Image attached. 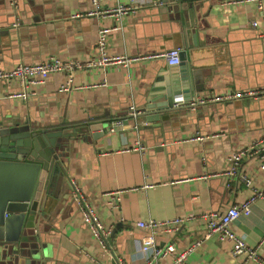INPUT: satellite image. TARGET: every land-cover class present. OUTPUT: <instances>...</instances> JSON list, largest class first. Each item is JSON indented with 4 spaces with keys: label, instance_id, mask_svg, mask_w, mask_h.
I'll return each instance as SVG.
<instances>
[{
    "label": "crops",
    "instance_id": "obj_1",
    "mask_svg": "<svg viewBox=\"0 0 264 264\" xmlns=\"http://www.w3.org/2000/svg\"><path fill=\"white\" fill-rule=\"evenodd\" d=\"M128 1L106 0V4ZM223 1L136 0L137 10L119 23L113 17H73L89 9L91 0H0V68L51 57L84 64L95 56L102 26H119L109 34L111 54L133 57L173 47L184 49L193 42L186 34L188 27L197 33L190 62L204 85L191 100L210 90L263 89L264 9L254 3L225 5ZM169 66L165 58L153 57L107 70L77 67L75 84H106L60 92L66 76L53 73L27 101L9 96L20 89L18 81L0 80V121L60 127L108 122L100 130L88 129L66 151V190L44 230L45 264H121L120 259L126 264H144L139 250L148 232L138 222L189 214L198 217L185 221L176 232L157 236L161 245L171 242L178 249L201 241L189 251L186 263L264 264V243L260 261L235 256L233 243L218 233L205 238L206 221L200 217L205 211H225L240 204L256 190L264 192L261 153L244 158L240 166L241 175L248 174L251 185L240 174H223L229 166L228 155L264 136V96L199 104L159 121L132 118L133 110L152 98L156 84L167 85L159 80ZM177 99L188 103L183 94ZM116 119H122L124 126L112 132L109 125ZM72 180L111 229L105 247L82 220L73 199ZM232 228L251 245L264 239V195ZM157 264L184 263L168 255Z\"/></svg>",
    "mask_w": 264,
    "mask_h": 264
},
{
    "label": "water",
    "instance_id": "obj_2",
    "mask_svg": "<svg viewBox=\"0 0 264 264\" xmlns=\"http://www.w3.org/2000/svg\"><path fill=\"white\" fill-rule=\"evenodd\" d=\"M190 23L194 25L192 18ZM186 34L192 36L193 42L181 49L180 63L160 74L159 81L164 80L167 85L165 82L156 84L152 91L157 93L152 92V98L143 103L132 118L152 122L171 117L174 112L191 107L189 102L194 92L204 88L189 58L197 33L187 27ZM182 94L183 101L188 102L186 105L177 99ZM107 123L60 127L0 121V264H45L42 261L47 248L44 230L49 221H53V208L66 190L63 168L66 151L70 143L85 136L88 129L100 130ZM98 135L103 133L100 131Z\"/></svg>",
    "mask_w": 264,
    "mask_h": 264
},
{
    "label": "built area",
    "instance_id": "obj_3",
    "mask_svg": "<svg viewBox=\"0 0 264 264\" xmlns=\"http://www.w3.org/2000/svg\"><path fill=\"white\" fill-rule=\"evenodd\" d=\"M16 0H13L15 3ZM136 0H129L126 3H117L115 5H107L106 0H91V7L83 12H78L73 17L81 16H96L99 18L113 17L119 23L126 15L135 12L138 5L135 4ZM225 5L230 4H244L254 3L260 10L264 9L263 0H224ZM257 21H253V25H256ZM119 26L106 27L102 26L98 30V37L96 41V51L94 58L90 59L84 64H81L73 60H64L59 57H51L49 59L34 62L25 63L20 62L15 64L11 69L0 68V80L6 82L18 81L20 83V89L11 93L9 96L15 99L23 101L29 100L38 94L39 90L47 82L48 78L53 73H63L66 77L62 85L59 88L60 92H68L73 89H84L98 87L106 84L105 82H97L92 84H75L74 83V70L77 67H93L102 68L107 70L109 67L122 66L126 67L133 61H141L143 59H149L153 57H163L167 63L176 65L180 63V47H173L161 53L151 55H138L128 56L124 54H111L108 50L109 34L113 29H117ZM243 96L260 97L264 96L263 89H249L246 91H235L233 89H226L224 91L210 90L203 95H198L189 102L192 107L199 104H206L209 102H218L224 100H233ZM132 113H136L133 110ZM124 122L122 119H116L109 125V130L116 132L118 129L123 128ZM198 139V138H197ZM261 153V158L264 159V136L260 139H255L245 146L237 149L232 154L228 155L229 166L223 174L235 175L240 174V166L242 160L248 156H253ZM264 167V162L262 164ZM242 179L247 185L252 184V180L248 174L241 175ZM72 183V195L74 202L77 205L78 211L81 214L83 222L89 227L92 235L105 247L106 237L109 235L111 229L107 227L100 219L99 215L95 211V207L89 202L87 195L83 189L76 183L75 180ZM118 194V193H115ZM264 192L256 190L255 194L240 204H234L228 207L225 211L209 210L202 212L200 217L206 221L205 238H209L213 233H218L224 240L231 241L232 253L235 256H244L249 260L260 261L259 249L264 243V239L260 241L258 245L249 244L244 237L238 235L232 228L233 222L241 215H249L252 211L253 202L259 197L263 196ZM198 217L196 214H189L182 217H176L167 220L150 219L148 221H139L138 225L148 232L147 241L143 244L139 250L145 258L144 264H157L158 261L168 255H173L177 262L186 263L188 253L193 248L200 245L201 241L192 243L186 249H178L174 243H167L161 245L157 236L159 234L173 233L181 229V226L188 220H194ZM121 264H126L124 260L120 259ZM103 264V263H99Z\"/></svg>",
    "mask_w": 264,
    "mask_h": 264
}]
</instances>
